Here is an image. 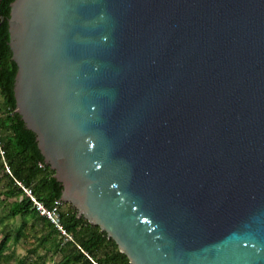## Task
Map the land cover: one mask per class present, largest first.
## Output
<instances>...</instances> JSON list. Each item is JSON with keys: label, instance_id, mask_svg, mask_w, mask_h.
<instances>
[{"label": "water", "instance_id": "95a60500", "mask_svg": "<svg viewBox=\"0 0 264 264\" xmlns=\"http://www.w3.org/2000/svg\"><path fill=\"white\" fill-rule=\"evenodd\" d=\"M7 18L63 200L133 264H264V0H13Z\"/></svg>", "mask_w": 264, "mask_h": 264}, {"label": "trees", "instance_id": "16d2710c", "mask_svg": "<svg viewBox=\"0 0 264 264\" xmlns=\"http://www.w3.org/2000/svg\"><path fill=\"white\" fill-rule=\"evenodd\" d=\"M12 1L0 0V15L6 16L0 21V92L5 110L4 114H0V137L11 169L8 171L5 168L0 155V181L2 176L5 177L8 180L10 193L22 192L24 196L11 202L9 214L25 215L31 212L42 219L48 228L42 236V244L47 251L57 248L61 252L60 259L54 264H133L129 256L120 250L116 240L108 236L100 225L80 215L73 203H70L68 209L64 208L66 201L62 199L63 184L55 176L56 170L46 162L38 145L36 133L27 127L17 110L14 86L18 64L12 57L7 18L10 15ZM18 181L31 187L35 195L48 207L60 201L61 220L63 227L71 235L70 238L65 234L62 235V230L49 217L33 207V200L26 195ZM22 234V229L19 228L15 239L19 240ZM9 238L10 236L6 234L1 240L0 255H3ZM33 250L35 251L36 248ZM0 264H2L1 259ZM10 264L39 263L25 255Z\"/></svg>", "mask_w": 264, "mask_h": 264}, {"label": "rangeland", "instance_id": "374dc122", "mask_svg": "<svg viewBox=\"0 0 264 264\" xmlns=\"http://www.w3.org/2000/svg\"><path fill=\"white\" fill-rule=\"evenodd\" d=\"M4 113L3 96L0 92V114ZM9 191L8 180L2 176L0 181V242L6 234L10 236L3 255H0L2 264H10L25 255L39 264H54L60 259L61 252L57 248L47 251L42 244V236L48 231V228L42 219L34 216L31 212L25 215L22 213L10 215L11 202L14 199H22L24 193L11 194ZM65 201L66 203L63 206L68 209L71 202ZM19 228L22 229L23 234L19 240H16L15 235Z\"/></svg>", "mask_w": 264, "mask_h": 264}, {"label": "built area", "instance_id": "2783aa9c", "mask_svg": "<svg viewBox=\"0 0 264 264\" xmlns=\"http://www.w3.org/2000/svg\"><path fill=\"white\" fill-rule=\"evenodd\" d=\"M0 155L3 159L5 168L8 171H11L10 165H9L7 158H6L4 143L1 139V137H0ZM18 184L23 187L26 195H28L33 200V207L38 209L40 211V213H42L43 215L49 217L51 219V221L62 230L63 233H65L67 236L71 237V235L63 227V223H62L61 215H60V210H59L60 201H56V203L52 207H48L44 204V202L42 200H40L35 195V193L31 187L24 185V183H22L21 181H18Z\"/></svg>", "mask_w": 264, "mask_h": 264}]
</instances>
